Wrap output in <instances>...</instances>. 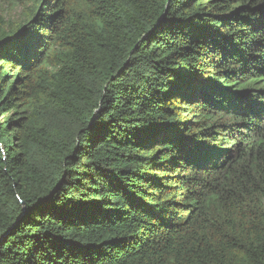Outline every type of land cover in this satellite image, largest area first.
Here are the masks:
<instances>
[{
	"label": "trees",
	"instance_id": "trees-1",
	"mask_svg": "<svg viewBox=\"0 0 264 264\" xmlns=\"http://www.w3.org/2000/svg\"><path fill=\"white\" fill-rule=\"evenodd\" d=\"M0 264H264V0H0Z\"/></svg>",
	"mask_w": 264,
	"mask_h": 264
},
{
	"label": "rangeland",
	"instance_id": "rangeland-1",
	"mask_svg": "<svg viewBox=\"0 0 264 264\" xmlns=\"http://www.w3.org/2000/svg\"><path fill=\"white\" fill-rule=\"evenodd\" d=\"M14 17H17V16H14Z\"/></svg>",
	"mask_w": 264,
	"mask_h": 264
}]
</instances>
